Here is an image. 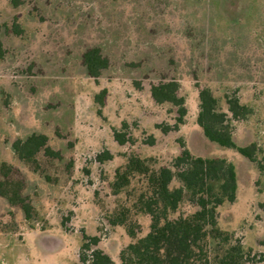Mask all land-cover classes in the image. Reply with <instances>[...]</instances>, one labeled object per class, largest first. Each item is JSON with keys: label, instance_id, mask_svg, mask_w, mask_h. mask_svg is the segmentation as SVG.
<instances>
[{"label": "rangeland", "instance_id": "1", "mask_svg": "<svg viewBox=\"0 0 264 264\" xmlns=\"http://www.w3.org/2000/svg\"><path fill=\"white\" fill-rule=\"evenodd\" d=\"M0 40V183L31 206L27 219L0 193V264H93L97 249L122 264L120 253L150 231L151 218L134 208L137 179L113 193L116 169L131 155L171 167L182 145L235 164L237 199L218 209V224L250 264H264V0H0ZM91 48L108 60L96 79L83 60ZM170 80L187 115L164 133L177 108L157 104L151 86ZM203 88L230 117L236 143L257 144L258 165L233 149L206 147L197 123ZM228 97L253 114L231 121ZM114 131L126 135L125 145ZM34 133L58 156L42 150L20 160L13 144ZM105 153L112 159L99 162ZM125 208L127 223L112 225ZM196 211L186 199L171 217ZM93 237L98 245L87 248Z\"/></svg>", "mask_w": 264, "mask_h": 264}, {"label": "trees", "instance_id": "2", "mask_svg": "<svg viewBox=\"0 0 264 264\" xmlns=\"http://www.w3.org/2000/svg\"><path fill=\"white\" fill-rule=\"evenodd\" d=\"M5 51L0 40V59ZM88 75L98 78L108 67L98 48H91L83 55ZM180 85L176 80L160 82L151 86L153 100L161 105L169 103L177 108L178 118L173 127L162 128L164 133L178 130L187 115L185 99L179 95ZM104 90L99 96L103 100ZM200 111L197 119L202 129L207 146L213 143L233 149L245 159L259 164L256 143L239 146L233 135L230 117L219 108V100L210 88L199 92ZM232 120H246L253 114V109L241 103L238 97L226 99ZM115 140L120 145L127 142L126 135L114 131ZM213 146V145H212ZM13 149L20 160H34L42 150L58 156L48 146V137L34 133L25 140H17ZM112 159L110 153L98 157L103 163ZM132 179L141 183L140 193L134 208L151 218L150 231L130 243L120 253L122 264H250L251 255L239 243L233 244V236L223 231L218 224V209L226 202L234 203L237 199L238 175L233 162L224 157L208 158L194 155L189 148L182 145V152L174 159L171 167L155 169L147 159L131 155L128 161L116 169L115 179L111 184L115 195L120 194L131 185ZM177 179L180 186L172 188ZM0 193L10 202L21 205L27 219L31 218V206L19 191L11 195L2 188ZM197 207V211L188 216L172 218L184 200ZM128 209H122L111 220L112 225H123L129 219ZM132 238L136 233L128 229ZM99 239L93 237L91 244L97 246ZM93 264H114L113 260L101 250H94Z\"/></svg>", "mask_w": 264, "mask_h": 264}]
</instances>
